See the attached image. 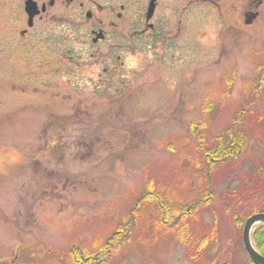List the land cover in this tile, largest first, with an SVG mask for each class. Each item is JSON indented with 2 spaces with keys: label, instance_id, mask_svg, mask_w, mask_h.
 Returning <instances> with one entry per match:
<instances>
[{
  "label": "rangeland",
  "instance_id": "374dc122",
  "mask_svg": "<svg viewBox=\"0 0 264 264\" xmlns=\"http://www.w3.org/2000/svg\"><path fill=\"white\" fill-rule=\"evenodd\" d=\"M242 4L248 8V0ZM255 10L257 18L238 34V47L235 34L221 30L220 35L213 27L211 64L198 68L195 104L180 107L186 114L190 109L189 116L99 121L101 138L86 137L94 141L90 149L71 136L55 138L58 143L50 147V134L44 133L48 117L34 105L18 107L44 96L15 89L12 74L0 75V263L72 264L71 250L93 251L121 225L135 224L128 242L112 246L104 264H248L243 225L234 217L237 211L245 222L264 199V89L258 92L254 84L256 69L264 64V0ZM228 41L232 46L222 53L221 42ZM237 116L249 146L207 171L203 147L214 145ZM68 129L75 132L70 123ZM138 130L142 136L133 135ZM151 178L156 192L176 205L192 202L210 184L212 200L186 220L187 242L189 234L215 231L216 245L200 261L187 253L192 242L184 245L159 224L156 205H139V216L131 217Z\"/></svg>",
  "mask_w": 264,
  "mask_h": 264
},
{
  "label": "flooded vegetation",
  "instance_id": "af4514ba",
  "mask_svg": "<svg viewBox=\"0 0 264 264\" xmlns=\"http://www.w3.org/2000/svg\"><path fill=\"white\" fill-rule=\"evenodd\" d=\"M242 2L0 0V75L44 96L18 107L34 105L48 117L50 147L71 136L90 149L86 137L101 138L99 121L189 116L180 107L195 104L198 68L211 64L213 27L235 34L238 47L246 16L263 0H248L245 10ZM221 43L228 53L232 41Z\"/></svg>",
  "mask_w": 264,
  "mask_h": 264
},
{
  "label": "trees",
  "instance_id": "16d2710c",
  "mask_svg": "<svg viewBox=\"0 0 264 264\" xmlns=\"http://www.w3.org/2000/svg\"><path fill=\"white\" fill-rule=\"evenodd\" d=\"M257 70V78L254 82L256 84L255 88L259 92L264 89V64L259 65ZM231 81V80H229ZM232 82V81H231ZM208 109L211 108V102L207 105ZM242 125V119L240 116L230 123L219 135L215 138L216 142L212 146L203 147L204 150V160L206 163L207 171L214 169V166L221 162L230 161L239 157V155L247 149L249 146L250 138L244 131ZM149 179L146 181L145 190L140 194L136 206L131 210V217L137 219L139 216L136 208L142 206L143 204H153L158 207V219L159 224L162 223L174 232L177 239L184 245L192 242L193 246L188 247L187 253L195 262L200 261L203 253L207 252L211 247L215 246L216 237L215 231H211L208 235H203L197 237L196 235L189 234V242H187V233L191 232L189 225L187 223V218L193 216L196 211L199 210L201 206L210 203L213 197L214 191L211 189L210 184L201 187L199 190L198 197H196L192 202L187 204L176 205L170 197L165 195V193L156 192L155 183ZM260 209L254 210L250 215L256 212H264V199L260 202ZM246 216V217H247ZM247 217V218H248ZM235 220L237 225H244V219L239 212L236 211ZM120 226L116 232L111 234L105 243L101 244L100 247L93 251H87L85 249H73L71 250L72 264H104L110 259V252L113 247H123L126 242L130 239V232L134 229L135 224L131 226L123 224ZM215 230V229H214ZM122 234L121 238H115L117 235ZM252 239L256 249L264 256V225H258L252 234ZM117 240V241H116ZM248 264H254L249 258ZM4 264V263H0ZM222 264H229L228 261Z\"/></svg>",
  "mask_w": 264,
  "mask_h": 264
},
{
  "label": "water",
  "instance_id": "95a60500",
  "mask_svg": "<svg viewBox=\"0 0 264 264\" xmlns=\"http://www.w3.org/2000/svg\"><path fill=\"white\" fill-rule=\"evenodd\" d=\"M258 16V12H250L246 16L245 23L251 24ZM258 225H264V212H256L250 215L243 226L242 242L244 250L254 264H264V256L256 249L252 234Z\"/></svg>",
  "mask_w": 264,
  "mask_h": 264
}]
</instances>
